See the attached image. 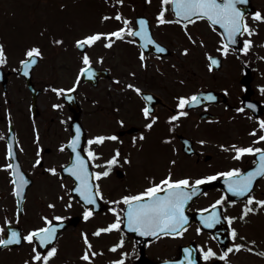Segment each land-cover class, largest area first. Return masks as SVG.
Masks as SVG:
<instances>
[{
  "label": "flooded vegetation",
  "instance_id": "flooded-vegetation-1",
  "mask_svg": "<svg viewBox=\"0 0 264 264\" xmlns=\"http://www.w3.org/2000/svg\"><path fill=\"white\" fill-rule=\"evenodd\" d=\"M251 4L256 11L264 13V4L258 3L257 0H251ZM157 10L154 8L148 13H137L135 17L145 16L151 21ZM3 17L4 15L0 14V32L7 31L9 34L7 39L2 41L6 45L9 61L0 67V137H6L8 133V113L11 112L13 132L19 140V146L24 149L19 151L17 148L18 160L22 170L32 181L26 189L27 199L23 204L18 227L26 231L38 224L42 212L55 211L68 217L66 227L59 236V254L52 260V264H64L65 261L68 264H85L80 260L84 247L80 235L82 231L89 233L95 250H103L102 255L95 257V264H110L112 260L120 257L121 252L129 253L125 264H162L165 259L183 260L185 247L193 249L196 264H224V261L218 258L204 261L198 250V246L205 248L211 246L219 253L231 244L228 236L229 226L225 221L222 220L215 228H208L201 223L200 210L207 209L204 215L210 214L212 212L210 205L221 195L226 194L222 178L211 181L217 183L203 188L189 201L185 209L189 222L183 237H161L157 240L154 237L140 236L126 228L123 233L113 230L96 237L91 233L114 219L112 213L107 211L111 205L106 201L100 202V209L90 221L85 222L81 216L80 204H74L71 209L63 207L69 194L61 184L71 187L73 178L68 174H62V177L53 176L45 169L49 166L59 167L68 162L70 151L60 152L58 145L70 138L74 131L70 125L75 123L82 126L85 138L112 133L119 136V141L106 140L102 145L92 146L103 153L101 161L114 154L116 148L121 149L122 155H131V165L115 167L109 177L102 181L105 195L112 199L118 198L126 191L142 190L146 186L147 176H155L158 180L169 167H173L169 164L172 159L177 161L174 166L176 177L182 175L198 177L232 167L247 171L255 167L253 156L246 155L242 159L234 160L233 153L221 150L219 144H252L255 137L249 133L252 128L257 127V118L264 119V94L260 91V86L264 85V31L261 32L259 29L264 28V22L256 21L252 14H247V22L257 28V32L251 37L247 34L241 35L240 40L242 42L251 39L253 45L250 50L247 53L234 51L226 58L221 57L222 66L211 72L206 66L205 52L219 56L220 54L215 51L218 45L212 44L206 48L198 45L196 51L191 50L187 55L180 80L171 77L169 40L156 34V31H152L154 38L168 51L162 54L147 52L146 69L140 66L138 46L123 41H117L111 49L102 45L101 56L104 57V62L97 65L104 69V76L94 87L89 82H81L77 90L71 94L76 105L69 110L62 97L55 101V96L54 99L51 95L45 96L47 86L42 77L44 65L52 69L54 81L55 70L60 67L55 61V45L52 44V50L48 49L45 52L49 35L46 36L45 42L43 30L28 29L26 18H22V14L18 15L16 20ZM199 26V29L204 26L206 34L219 37L206 21H200ZM68 34L64 48L76 51L73 44L77 38L76 32ZM53 37L55 31L51 38ZM33 44H39L43 48L45 58L38 66H34V70L28 75L33 86L29 88L26 76L15 69L20 67L18 62L24 50ZM210 44L209 41L206 42V45ZM127 46L132 50L130 58ZM88 51L91 55L90 48ZM79 58L80 55L77 57L78 62ZM244 61H247V64ZM188 64L192 66L191 69ZM133 71L137 74L135 78L130 75ZM245 74L249 76L247 79ZM114 78H119L120 83H116ZM129 81L137 83L145 92L153 94L156 98L152 102V107L159 120L152 130L143 127L145 120L141 108L146 102L131 89L125 88V82ZM224 89L228 90L227 93ZM195 91H210L217 99L205 101L206 108L202 105L190 109L189 116L181 117V122L172 129L166 117L175 109V96ZM33 92L37 93L35 97ZM54 103H62L64 107L57 110L52 107ZM250 103L256 104V109L248 108L247 105ZM239 107H244L245 112H237L236 109ZM120 119L125 120L124 126L118 123ZM33 120L35 129L40 133V144L45 149L42 153L43 166L35 168L33 164L37 145L34 143ZM140 132H144L146 136L145 140L139 141V144H143L142 149L139 148V144L134 146L131 142L133 136H138ZM167 136H171L172 139L165 143L163 140ZM201 139L207 143L201 145L199 143ZM186 141L189 142L187 145ZM6 144V138L0 139V164L7 162ZM256 146L264 147V143ZM82 147H86L83 140ZM8 181L7 172L0 170V223H3L5 216L15 219V197ZM199 187L201 188V185ZM253 194L264 198V178L257 179ZM60 195H64L63 201L58 199ZM227 196L229 200H236L237 203L217 206L219 211L225 216H239L246 202L245 198L231 193H227ZM50 201L56 203L55 210L47 208ZM246 219L247 222L234 221L233 226L238 228L241 236L256 240L258 249H264V208L258 213L250 214ZM197 228H201L202 231L197 232ZM122 234L125 239L124 246L116 252L110 251L111 245L117 243ZM10 248L11 250L7 248L0 250V264H23V260L28 257L30 246L24 243L22 246L12 245ZM229 260L231 264H264V257L245 251L230 253Z\"/></svg>",
  "mask_w": 264,
  "mask_h": 264
},
{
  "label": "snow or ice",
  "instance_id": "snow-or-ice-1",
  "mask_svg": "<svg viewBox=\"0 0 264 264\" xmlns=\"http://www.w3.org/2000/svg\"><path fill=\"white\" fill-rule=\"evenodd\" d=\"M150 2V0H147ZM247 0H160V10L156 14V25L164 24H179L187 35L189 41L194 45L207 47L203 38L197 40L189 31V25L195 24L197 21H206L214 31L219 35L217 47L215 51L219 56L213 55L211 52H205L207 60V68L211 72L222 66L221 57H228L231 52L247 53L253 45L251 39L239 41L238 37L244 34L251 37L257 32V28L247 22L245 11L238 7L241 3H246ZM112 4V0H109ZM124 0H115L112 4L123 5ZM63 7V5H62ZM253 19L264 22V13L255 11ZM101 22L111 20L118 21L120 26L110 31L94 30L75 39L73 44L80 51V67L78 69L75 80L70 87H54L48 85V89L56 93L58 97H64L68 101L73 99L70 93H74L81 83L83 77L95 78L98 69L94 67V63H103L104 57H97L93 61L88 49L95 47L97 44H102L105 48L111 49L117 41L138 46L139 61L142 68H147V51L149 48L154 49L156 53H166L168 49L154 38V34L150 27V21L146 17H138L135 21L123 15L117 9L115 13H105L101 17ZM53 45L63 46L64 39L53 37L51 40ZM240 45L236 48L234 46ZM183 55H189L190 49L185 47L182 49ZM45 58L44 50L39 44H33L27 47L19 65L15 69L18 73L25 76L31 74L34 66H38L39 62ZM9 61V54L4 42L0 41V67L6 65ZM247 64V61H244ZM132 77H136V72H131ZM116 83H120L119 78H114ZM181 83H184L181 81ZM125 88L131 89L136 95L140 96L146 103L141 108V112L145 123L143 127L152 130L157 124L159 117L154 113L152 102L156 99L151 93H147L134 82H125ZM45 89V90H48ZM227 93V89H224ZM260 91L264 94V85L260 86ZM217 97L212 92L195 91L191 94H179L175 96V109L172 114L166 117L172 129L181 122V117L189 116V110L195 107H207L205 101H215ZM53 108L60 110L64 107L62 103H54ZM250 109H256L257 105L250 103L247 105ZM237 112H245L244 107L236 109ZM8 133L6 137V163L0 164V170L7 172L11 191L15 197L16 210L15 219L7 216L4 217L3 223H0V250L9 249L12 245L22 246L27 243L30 246L28 257L23 260V264H52V260L59 254V236L62 235V230L66 227L68 217L57 214L55 211L42 212L39 215V223L30 227L26 231L18 227L22 218L23 204L27 199L26 189L32 183L28 175L22 170V165L18 160L17 148L19 151H24L22 146H19V140L13 132V121L11 112L8 113ZM257 127L252 128L249 135L254 136L255 140L249 145L239 144H219V148L226 152L233 153L232 159L239 160L246 155L255 158V167L245 171L239 167H232L224 171H216L208 175H200L192 177L189 175L175 176L174 166L177 161L172 159L166 173L157 180L155 176L146 177V186L139 191H126L112 199L105 195L102 181L109 177L113 169L123 164L131 165V155H122L121 149L116 148L114 154L109 158L101 161L102 152L92 147L93 145H102L106 140L119 141V136L116 133L109 135L98 134L92 137H84L82 126L79 123L70 125L74 129L70 138L58 145V151H70L69 160L66 164L57 166H49L45 171L53 176H61L67 173L73 178V184L68 187L61 184V187L68 193V199L63 204L65 209H71L74 204L81 205L82 219L90 221L96 211L100 209L102 201H106L111 205L107 209L112 213L114 219L104 227H98L91 235L99 237L102 233H110L113 230L121 231L124 228L131 232L138 233L143 237H154L159 240L161 237H183L187 230L189 217L186 214V207L194 196L200 193V185L215 181L218 178L223 179L226 186V194L221 195L210 205L212 212L208 215L207 209H201V223L208 228H215L221 221H225L228 226V236L231 241L230 246L223 249L221 252L215 251L211 246H198L199 252L202 254L204 261H210L213 258H218L224 261V264H231L229 254L239 253L241 251L253 253L264 257V249L256 247V240H249L245 236H241L237 227L233 226V222L240 220L247 222V217L250 214L258 213L261 208H264V198L255 196L254 185L258 178H264V147L256 146L264 143V119L257 118ZM176 122V123H173ZM118 123L121 126L125 125V120L120 119ZM35 139L37 145L36 158L33 168L43 166V155L45 149L40 144V133L35 129V120H33ZM146 139L145 133L140 132L138 136H133L132 144L135 146L139 141ZM171 136L164 137L163 142H170ZM82 140L86 147H82ZM123 143L122 141H120ZM189 142H185L187 145ZM201 145L207 143L206 140L199 141ZM139 148H143V144H139ZM191 150V149H189ZM82 153H86L82 154ZM123 162V163H122ZM98 169V170H97ZM227 193H231L237 197H244L245 203L239 216L222 215L217 206L225 204H236V200H229ZM74 194V195H73ZM202 194V193H201ZM58 199L63 201L64 195L58 196ZM56 203L49 202L48 209L55 210ZM202 231L197 228V232ZM83 241V250L80 260L85 264H95V257L103 254V250H95L92 241L89 238L87 231L81 232ZM125 244L123 234L119 241L112 244L110 251L116 252ZM185 256L183 260H168L165 259L162 264H196L193 259V249L185 247L183 249ZM129 253L121 252L118 259L112 260L110 264H125ZM64 264H68L67 261Z\"/></svg>",
  "mask_w": 264,
  "mask_h": 264
},
{
  "label": "rangeland",
  "instance_id": "rangeland-1",
  "mask_svg": "<svg viewBox=\"0 0 264 264\" xmlns=\"http://www.w3.org/2000/svg\"><path fill=\"white\" fill-rule=\"evenodd\" d=\"M150 1L160 2V0H150ZM7 2H8L7 0L6 1L1 0L2 3V6L0 7L1 10H5L7 8L8 5ZM129 2L132 4L131 10L129 9V6H122V10L125 12L124 15L127 16L128 15L130 16L131 14V13L128 14L129 10L136 14L141 7V0H124V3H129ZM257 2L264 4V0H257ZM10 3H11L10 9L13 15H18V13L22 10L20 14H22L23 16L22 18H26L27 26L33 25V27L37 29L41 26L43 30H47V28L49 27L48 30L52 31V24L55 23L54 25L55 32L57 29L60 28L62 30L61 34L67 33V35H61V37L64 39L65 42L64 44H66L68 33L72 31L90 32L94 30L105 31L108 29H112L117 21L111 20L102 23L100 17L105 13H115L117 9H119L118 7H120L121 9V5H116L118 7L112 6V4L115 3V0H112V4L109 3V0H10ZM34 22L36 23L32 24ZM37 25L38 27H36ZM154 29L166 30L171 35L170 36L171 41L168 42L169 45L171 43L172 51H173L172 58H170V63H174V65L171 64L170 66L171 77L172 79L176 78V76L180 75L179 69L182 70V66H183L182 60L185 59V56L183 57L182 54L183 46H192L193 49L192 51H196V49H198V45L192 44L185 36L186 34L183 31V29L177 24H165L164 26L161 25L160 28L157 27L156 23L154 22ZM189 31L192 33L193 31L192 27L189 28ZM201 32H207L204 26H202ZM168 33L166 32L164 35L166 36ZM8 35L9 34L7 31L5 33L0 32V41H5ZM77 35L82 36L84 34L77 33ZM61 47L64 48V45ZM127 50H128V58H130V54L132 50L129 46H127ZM97 54L98 53H95L94 51L92 52V58L94 62L96 61V57L98 56ZM64 55L66 57V58L63 57L64 60L66 59L68 60L69 58H71L68 57L67 52H64ZM63 59H60V63H67ZM45 66L46 65H44V67ZM76 68L77 66L75 67V69ZM189 68L191 69L192 66L189 65ZM75 69H73L72 71L73 73H75L76 71ZM43 70H44V74L42 77L44 78V80L48 79V84L50 85L52 83L51 81L52 77L48 76V70L46 67ZM65 73L66 71L62 69V70H58L57 75H55V77L58 76L60 77L61 84H63V86L70 85L69 81L66 84L65 82H62V79L67 77ZM48 95H50V93H47V95L45 96L48 97ZM46 97L45 99H47Z\"/></svg>",
  "mask_w": 264,
  "mask_h": 264
}]
</instances>
